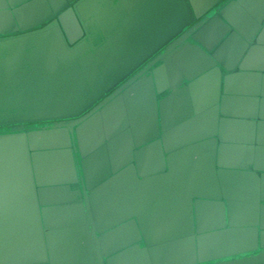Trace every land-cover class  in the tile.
<instances>
[{
    "label": "water",
    "instance_id": "1",
    "mask_svg": "<svg viewBox=\"0 0 264 264\" xmlns=\"http://www.w3.org/2000/svg\"><path fill=\"white\" fill-rule=\"evenodd\" d=\"M220 1L0 0V264H264V0Z\"/></svg>",
    "mask_w": 264,
    "mask_h": 264
},
{
    "label": "flooded vegetation",
    "instance_id": "2",
    "mask_svg": "<svg viewBox=\"0 0 264 264\" xmlns=\"http://www.w3.org/2000/svg\"><path fill=\"white\" fill-rule=\"evenodd\" d=\"M229 1H230V0H221L220 2H218V3L213 7V9L210 10V11L208 12L207 16L210 17V16L214 13V10L219 9L223 4H225L226 2H229ZM202 19H203V18H202ZM202 19L195 21L194 24H197V23L200 22ZM191 28H193V25H192V27H189L188 29H191Z\"/></svg>",
    "mask_w": 264,
    "mask_h": 264
}]
</instances>
